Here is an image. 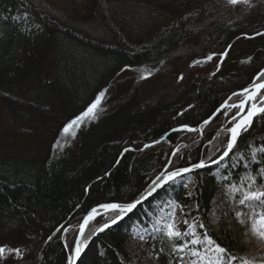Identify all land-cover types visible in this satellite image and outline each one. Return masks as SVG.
<instances>
[{
  "label": "trees",
  "instance_id": "trees-1",
  "mask_svg": "<svg viewBox=\"0 0 264 264\" xmlns=\"http://www.w3.org/2000/svg\"><path fill=\"white\" fill-rule=\"evenodd\" d=\"M77 51L105 64L95 70ZM193 61L200 63L184 81L182 72ZM263 66L264 0L234 6L226 0H0V163L11 165L15 175L0 174V218L16 222L8 233L0 222V246L22 252L6 251L0 264L33 263L35 234L46 243L54 238L43 264H67L76 230L65 229L94 205L132 200L170 157L169 169L198 163L223 111L202 135L181 127L208 119ZM180 76L184 82L175 94L161 93ZM101 92L95 118L60 133L59 125L85 112ZM181 142L190 144L173 155ZM260 147L264 114L223 162L164 187L99 233L77 264H131L133 228L149 226L156 203L168 199L194 203L190 213L199 227L205 225L200 231L227 249V259H240V240L249 238L264 212L259 201L239 204L246 192L264 190V177L257 175L264 153L252 159ZM166 233H150L140 250L157 264H193L185 235L169 240ZM172 243L186 247L173 253Z\"/></svg>",
  "mask_w": 264,
  "mask_h": 264
},
{
  "label": "snow or ice",
  "instance_id": "snow-or-ice-1",
  "mask_svg": "<svg viewBox=\"0 0 264 264\" xmlns=\"http://www.w3.org/2000/svg\"><path fill=\"white\" fill-rule=\"evenodd\" d=\"M227 4L229 5H237L239 3H243V4H248L250 5V0H226ZM27 15V13H25V16ZM14 19H19V17H15ZM257 35H262V33H257ZM230 47V46H229ZM213 55H216L215 53L210 54L206 57V60H212L213 59ZM220 56H225L227 55L226 52L224 53H220ZM193 63H200V61H194ZM148 75H151V73H148ZM260 76H264V72H262L260 74ZM142 78H146V77H142ZM181 79H183V77H180ZM255 87L257 89H264V83H260L258 85H255ZM244 93H248L249 89L245 88L243 89ZM104 95L103 92L100 93V95L96 98V101L94 103H92L85 112H83L81 115L76 116L73 120H71L67 125H65V127L63 128V133H68L70 131V129H72L74 126H78L86 117H92L95 118V110L97 109L98 105L100 104V99L101 97ZM236 95V94H234ZM247 100H253L255 99V93H253L250 96L246 97ZM245 101H241V103L239 105H232V107H240L242 108L244 105ZM227 104L222 105L221 107H226ZM217 111H220V109H217ZM264 114V106H257L255 103H253L251 105V108L248 110L247 115L244 116L241 120H239L238 122L235 123V125L231 128L228 129V131L230 132L231 136L227 145V150H225L223 152V154L219 157L218 160L213 159L211 161V163L213 164H218L220 161L224 160L225 157H227L229 155V153L233 150L234 146L236 145L237 139L240 136L242 131H247L253 123V118ZM233 120H236V117H233ZM205 124H208L209 121L206 120L204 121ZM184 129H186L187 131H197V129L195 128H190L187 125L182 126ZM175 131V130H174ZM72 135H75V133H72ZM145 147H148V145H145ZM127 151V149L125 150ZM179 151V149H177V152ZM260 152V153H264V147H260V148H256L254 149L253 153H252V159H256V154ZM176 153H173V155H175ZM264 158V157H262ZM206 163L204 160H201L199 163L196 164H192L191 167H184V168H176L175 170L172 171H168L166 174L165 173H161L160 176H157L155 180L152 181V185H150V191H148L147 196H151L154 192H156V190L158 188L163 187L164 184H167L169 182H175L177 179L180 180H184L185 175L192 172L193 169H200V168H204L206 167ZM257 175H260L262 177H264V169H261L259 173H257ZM246 179L250 180L253 184L256 182V176H247ZM154 185V187H153ZM186 186V185H185ZM261 188H264V185L261 186ZM232 191H239L238 188H236L235 186H232ZM191 195V193H190ZM147 196L142 195L139 199H136L135 201L131 202V203H126V204H103L100 205L101 208L105 209V210H118V215H116L113 219L110 220V222L103 224L99 229H97V231H104L105 229L110 228L112 225L117 224V222L119 220H121L123 218V215L127 212H131L137 205H139L143 200H145L147 198ZM247 201H259L261 205H264V190H260L257 189L255 191H248L243 195V198L239 200V204L244 205ZM249 207H251V205H249ZM97 209H92V211L88 214V216L85 218L84 220V225H86L89 220H92L95 218V216L97 215ZM243 213L242 212H237L236 215L238 217H240ZM244 221L241 220V223H243ZM262 226H264V212H262L260 214V218L258 221ZM186 223V221H185ZM84 225H81L80 228V234L81 236H83V231H84ZM205 225L201 224L200 227H204ZM65 231H67V229H65ZM258 235L264 239V231H259L257 230ZM167 237L169 238V240H173L175 239H179L181 236L184 235V233H182L181 231H179L178 229H176V226L174 223H169L167 225ZM49 240L52 239V237L50 236L48 238ZM141 239H143V237H141ZM205 239L207 240L208 244H214L215 241L212 240V238L210 236H208L207 234H205ZM191 243L196 244V243H200L199 239L197 240H193L191 241ZM87 246V240H78L75 244V248H74V256L69 257V261L70 264H72V262L76 259L79 258L81 256V253L84 251L85 247ZM186 247V245L183 244H176V243H172L171 245V251L173 253H177L179 251H182L184 248ZM8 253H14L16 256H21L22 252L20 248H7L6 246H0V258H3L5 256V252ZM215 251L217 253H225L227 251V249L221 247L219 244L215 245ZM164 249L161 248L160 249V253H163ZM193 255H198L197 253L193 252ZM159 255V254H157ZM182 259V258H181ZM169 264H171V262H169ZM195 264V262H194ZM245 264H249V262L245 261Z\"/></svg>",
  "mask_w": 264,
  "mask_h": 264
},
{
  "label": "rangeland",
  "instance_id": "rangeland-1",
  "mask_svg": "<svg viewBox=\"0 0 264 264\" xmlns=\"http://www.w3.org/2000/svg\"><path fill=\"white\" fill-rule=\"evenodd\" d=\"M77 55L83 59L88 65H91L92 68L95 70L101 69L103 67L104 60L103 59H94L93 62H89V55L83 54L81 51H77ZM194 62V61H193ZM188 64L185 69L183 70L184 74V81L188 80L190 77L185 76L191 69L192 65ZM183 80L180 81L179 78L172 80L163 90L161 93L167 94H175L179 88H181ZM200 97L198 96L196 100L198 101ZM227 114L222 115L221 123L218 127H220L224 122L227 120ZM62 127V124L59 125ZM217 127V128H218ZM199 134V133H198ZM225 143V141H224ZM223 143V145H224ZM11 168V165L2 164L0 163V174L8 175L9 177L14 178V170L8 171ZM70 168V166H69ZM103 168L106 170L108 168V163H105ZM101 169L100 173L96 177H100V175L105 172ZM102 172V173H101ZM23 173L19 174L18 177H22ZM93 176H88L89 179H93ZM190 187V186H189ZM159 214L156 215L154 218L152 225L157 227H162L163 229H167V225L169 223H174L176 229L184 233L186 237L189 239L190 245L193 247L192 251L197 253L198 255L195 256V264H220L222 261V257L219 253L215 251V247L212 244H208L205 237L198 231V228L195 225V221L193 216L191 215V211L194 208V204H188L185 208L178 206L176 204L170 203L167 205H163L162 209L160 204ZM105 217V216H104ZM101 218V217H100ZM104 219V218H103ZM102 219V220H103ZM101 220V219H100ZM99 220V221H100ZM186 221V223H185ZM1 224L4 226L5 231L7 232L9 228L13 227L16 222L13 218L10 217H1L0 218ZM213 225H215V219L212 221ZM146 228L140 229V227L135 230V237L128 242L129 252L132 255V262L131 264H157V261L152 258V254L149 251H141L145 250L144 245L140 243L142 241L141 237H145L147 235ZM257 230L261 231V226H254L251 228L249 232V238H242L240 240V244L244 247V252L241 250L238 254L241 256L242 262L239 264H245V261L249 262V264H264V239H262L259 235ZM8 233V232H7ZM199 239L200 243L193 244L191 241ZM54 238H52V241ZM51 241V243H53ZM51 243H46L40 239L39 234H35L34 238L31 240V255L33 258V263L31 264H43L46 258V251L49 249ZM139 244V246H137ZM240 245V246H241Z\"/></svg>",
  "mask_w": 264,
  "mask_h": 264
},
{
  "label": "bare ground",
  "instance_id": "bare-ground-1",
  "mask_svg": "<svg viewBox=\"0 0 264 264\" xmlns=\"http://www.w3.org/2000/svg\"><path fill=\"white\" fill-rule=\"evenodd\" d=\"M262 72H264V68L258 74V76H257V78L255 80V84L260 82V81H264V76H260V74ZM247 96H250V94L233 95V96H231V98H229V100H227L226 104H228L227 106H232V105H235V104L239 105L241 103V101H243L245 99V97H247ZM248 102L250 104V108H251V105L253 103H255L257 106H262V104L264 102V92L263 93L259 92V93L255 94V99L248 100ZM219 107L217 109H219ZM217 109L215 111H217ZM225 136H226V128L220 129L219 131H217L215 133L214 137L212 138V140L210 142V146H209L211 154L216 152V150L223 144ZM97 213L104 214L105 216H107L106 218H108L110 216H113L115 214V211H113V210H105V209L101 208V209L97 210ZM94 225H95L94 222H92L91 226L94 227ZM86 238H87V233H85L84 238L82 239V241L86 240Z\"/></svg>",
  "mask_w": 264,
  "mask_h": 264
},
{
  "label": "water",
  "instance_id": "water-1",
  "mask_svg": "<svg viewBox=\"0 0 264 264\" xmlns=\"http://www.w3.org/2000/svg\"><path fill=\"white\" fill-rule=\"evenodd\" d=\"M260 83H264V81H262V82H258L256 85H258V84H260ZM247 89H249V90H251V94H253V93H256L257 91H259V90H261V89H257L256 87H255V85L253 86V85H250V86H248V87H246ZM245 89V88H244ZM242 93H244L243 92V90L242 91H240V92H238V93H236V94H242ZM226 103H224V104H222V105H225ZM221 105V106H222ZM219 107V109L221 110V109H223L224 107ZM262 106H264V104L262 105ZM244 109V108H243ZM247 115V112L242 116V117H240V118H238L237 119V121L236 122H238L239 120H241L244 116H246ZM235 117H237V115L235 116ZM235 122V123H236ZM235 123L232 125V127L235 125ZM203 124H205V123H203ZM230 136H231V134H230V132H229V139H230ZM229 139H228V142H229ZM228 145V144H227ZM176 150H177V148H176ZM226 150H227V148H226ZM219 159V158H218ZM217 159V160H218ZM153 187H154V185H153ZM159 189V188H158ZM157 189V190H158ZM156 190V191H157ZM148 191H150V187H148V189L147 190H145V191H143L141 194H139L133 201H135L136 199H139L142 195H144V196H147V193H148ZM155 193V192H154ZM153 193V194H154ZM152 194V195H153ZM150 196H147V198H149ZM146 198V199H147ZM145 199V200H146ZM145 200H143V201H145ZM132 201V202H133ZM142 201V202H143ZM131 203V202H130ZM138 206V205H137ZM136 206V207H137ZM135 207V208H136ZM134 208V209H135ZM92 209H94V208H92ZM92 209L91 210H89L88 212H87V214L85 215V217L83 218V220H82V222H81V224H80V226H79V230H78V233H77V236H76V239H75V241H74V245H73V247H72V251H71V256L70 257H72V256H74V248H75V244H76V242L78 241V240H81V238H82V236H81V234H80V228H81V225H84V220H85V218L88 216V214L92 211ZM96 209V208H95ZM127 213H129V212H127ZM126 214V213H125ZM90 221V220H89ZM89 223V222H88ZM88 223L86 224V225H84V231H85V229H86V227H87V225H88ZM102 225H100L99 226V228L101 227ZM98 228V229H99ZM84 231H83V233H84ZM97 232H99V231H94L91 235H90V237L89 238H91V237H93L94 236V234L95 233H97ZM89 238L87 239V244H88V242H89ZM82 254V253H81ZM77 260H78V258H76L73 262H72V264H76V262H77ZM69 264H70V261H69Z\"/></svg>",
  "mask_w": 264,
  "mask_h": 264
}]
</instances>
